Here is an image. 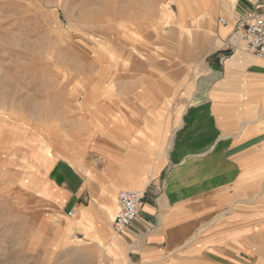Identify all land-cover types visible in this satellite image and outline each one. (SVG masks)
<instances>
[{
  "label": "crops",
  "instance_id": "crops-1",
  "mask_svg": "<svg viewBox=\"0 0 264 264\" xmlns=\"http://www.w3.org/2000/svg\"><path fill=\"white\" fill-rule=\"evenodd\" d=\"M162 16L202 54L170 55L181 71L143 76L136 101L116 103L127 113L91 144L100 168L68 151L26 171L58 215L52 252L69 264H264V60L240 44L264 0H168ZM122 189L143 201L114 233Z\"/></svg>",
  "mask_w": 264,
  "mask_h": 264
},
{
  "label": "rangeland",
  "instance_id": "rangeland-1",
  "mask_svg": "<svg viewBox=\"0 0 264 264\" xmlns=\"http://www.w3.org/2000/svg\"><path fill=\"white\" fill-rule=\"evenodd\" d=\"M167 1L0 0V264L73 258L52 252L58 215L26 171L43 154L68 151L100 168L91 144L127 113L116 103L135 102L143 76L181 71L186 64L170 55L202 54L182 46L190 31L163 20Z\"/></svg>",
  "mask_w": 264,
  "mask_h": 264
},
{
  "label": "built area",
  "instance_id": "built-area-1",
  "mask_svg": "<svg viewBox=\"0 0 264 264\" xmlns=\"http://www.w3.org/2000/svg\"><path fill=\"white\" fill-rule=\"evenodd\" d=\"M221 24L225 20L219 18ZM241 48L258 59L264 60V16L247 23L240 35ZM228 56L224 53L220 62ZM143 201V193L139 190L122 189L118 192L119 208L112 220L111 228L114 233H120L137 219ZM75 211L69 210L68 215L73 216Z\"/></svg>",
  "mask_w": 264,
  "mask_h": 264
}]
</instances>
